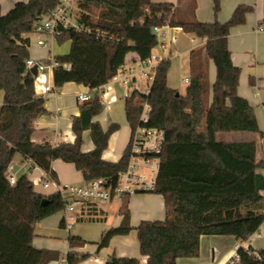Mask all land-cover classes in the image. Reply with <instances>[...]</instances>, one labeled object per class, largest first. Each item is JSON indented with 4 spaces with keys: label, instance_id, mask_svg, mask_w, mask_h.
<instances>
[{
    "label": "trees",
    "instance_id": "1",
    "mask_svg": "<svg viewBox=\"0 0 264 264\" xmlns=\"http://www.w3.org/2000/svg\"><path fill=\"white\" fill-rule=\"evenodd\" d=\"M58 1H20L4 15L0 13V264H48L59 258L55 251L34 247L32 240L34 227L63 211L65 198L59 192L37 194L27 174L11 184L6 172L16 154L39 167L46 181L57 182L51 165L57 158L75 164L86 182L105 178L115 185L127 168L128 144L118 161L102 159L110 135L119 127L110 123L104 131L94 121L103 110L98 89L112 80L127 54L145 59L152 53V27L166 22L172 5L152 0H81V7L91 14L82 16L91 32L63 29L56 37L58 43L71 41L67 54L55 55L56 61L69 63L71 68H54L52 81L56 87L71 81L83 84L91 97L72 119L73 143L37 144L32 141L34 122L45 111V99L35 94L33 76L24 64L30 56L27 35L34 31L40 16L52 11ZM212 2L216 16L220 0ZM251 12L252 5L239 4L227 21L200 22L193 10L182 16L174 9L170 24L205 40L202 57L190 61L192 72L184 93L168 86L171 63L170 59L163 60L148 95L132 91L124 105L132 132L139 121L140 102L146 97L151 105L149 125L165 132L150 192L163 197L165 217L142 220L132 227L126 198L120 210L121 223L102 233L96 242L98 251L107 247L113 236L136 230L139 254L147 256L148 264H177V258L199 255V238L203 235L231 236L240 241L260 232L264 222V176L259 171L264 169V158H257L255 141L223 138L224 134L237 132L260 135L254 110L237 93L240 68L231 61L227 45L230 30L244 24ZM96 33L114 34L120 41L102 42ZM208 59L215 65L216 79L211 89ZM85 131L90 132L94 147L89 152H83L81 147ZM61 223L65 226L64 219ZM67 241V264H79L90 257L75 251L85 244L82 238L70 235ZM253 251L251 246L248 251L237 249L240 259L236 264H264V250L255 251L259 258ZM116 260L111 254L105 264H116Z\"/></svg>",
    "mask_w": 264,
    "mask_h": 264
},
{
    "label": "crops",
    "instance_id": "2",
    "mask_svg": "<svg viewBox=\"0 0 264 264\" xmlns=\"http://www.w3.org/2000/svg\"><path fill=\"white\" fill-rule=\"evenodd\" d=\"M20 1L27 2V0H0L1 15H4ZM152 1L175 4V9H178L182 16L193 10L196 19L200 22H212L213 20L224 22L231 17L237 5L253 6V12L247 16L246 22L234 26L230 30L227 45L230 50L231 61L240 68L237 93L244 97L254 110L260 130V135L251 134L246 140L255 141L258 144L257 158L262 160L264 158V142H262L264 138V0H220L216 16L212 10V0ZM185 34L192 35L179 31L177 33L178 41ZM196 40L198 41L197 45L190 50L200 49V56L202 57L205 40L198 38ZM28 50L30 52L29 57L35 60H47L50 54L53 56L67 54L70 51V45L59 47L54 40L51 53L46 49L36 48L34 44L30 45ZM136 56L135 53H129L126 55L125 60L127 61ZM206 62L207 78L211 89L216 79L215 65L210 59ZM51 83L54 85L53 81ZM54 88V91L50 93L39 95L36 93L37 96H42L45 99V111L34 122L32 136L34 143L48 142L52 145H57L60 142L73 143L75 135L71 131L72 119L79 114L80 106L83 103L78 101L76 95L86 92L88 88L83 84L72 81L61 87L54 85ZM123 91V85L115 81H110L99 89L100 98L103 99L105 105L100 115L94 117V121H97L104 131L110 123H116L119 127L117 131L110 135L106 149L102 153V159L105 161H118L129 141L128 136L131 130L124 113L125 99H122ZM82 139L83 152H89L94 148L89 131L83 133ZM51 165L56 174L57 182L51 181L47 187L43 186L47 182L43 178V171L32 165L20 154H16L8 164L6 177L12 176L16 179L20 175L27 174L29 181L33 183L34 192L41 196L55 194L58 192L59 187L85 182L82 171L77 169L75 164L57 158V160L51 162ZM262 192L264 196V190ZM127 209L130 212V225L132 227L138 226L142 220H163L165 217L163 197L150 192L131 195L128 198ZM103 211L105 213L104 218L77 221L89 223L75 222L69 229L61 225L64 214L63 211H59L43 219L34 227L32 244L36 248L48 249L59 254L57 260L49 261L48 264H66L64 263L65 256L70 251L67 239L70 235L79 236L85 241V244L77 246L75 251L90 255L89 258L79 262V264H105L111 254L116 256V264H143L145 255L139 254L136 230H132L125 236H113L109 240L108 246L98 251L96 242L100 239L102 233L108 230L109 227L118 226L123 219V215L116 212L117 210L113 207L103 206ZM246 241L254 251L264 250V222L261 231L257 235L249 237ZM199 243L200 252L197 257L177 258V264H226L236 252L235 244L237 241L231 236L203 235L199 238Z\"/></svg>",
    "mask_w": 264,
    "mask_h": 264
},
{
    "label": "built area",
    "instance_id": "3",
    "mask_svg": "<svg viewBox=\"0 0 264 264\" xmlns=\"http://www.w3.org/2000/svg\"><path fill=\"white\" fill-rule=\"evenodd\" d=\"M175 4L169 8L168 19L161 25H154L152 32L155 37V44L152 53L145 59H140L138 56L124 60L116 75L111 81L118 82L124 87L122 97L128 98L132 91H139L144 96H147L156 69L160 62L169 60L173 51H177V33L181 30L178 26L170 24V19L173 15ZM91 16L81 7V0H59L52 11L44 13L40 16L35 24L34 34H38L35 38L34 45L38 49H46L51 53L52 42L61 35L63 29H73L79 32H91V29L85 24L82 16ZM28 48L30 46V36ZM96 37L102 42L118 43V38L110 33H96ZM26 69L36 67V75L33 76L35 94H45L54 91V85L51 83L53 79V71L56 67H63L70 70L69 63H60L55 60V55H49L47 60H35L28 57L24 61ZM184 81H189L188 77ZM100 89V88H99ZM98 89V90H99ZM91 97L89 88L84 93H79L76 98L80 102H87ZM101 104L105 102L101 98ZM140 116L137 126L130 133L128 146L129 157L127 168L118 176L117 183L114 185L110 180L98 178L84 182L83 184H70L64 187H59L58 192L65 198L66 205L63 209L64 227L69 229L75 222L81 220L102 219L105 217L103 206L113 207L118 213H121V207L124 200L136 193L151 192L154 188L156 174L159 169L158 155L163 149L165 142V132L156 126L149 125L151 119V105L145 97L141 102ZM2 104H0L1 106ZM264 142V138L262 139ZM261 174L264 176V169ZM11 184L15 183V178L8 177ZM51 181L43 184L47 187ZM57 192V193H58ZM107 215V214H106ZM243 247L248 251V242L246 240L237 241L235 250ZM250 252V251H249ZM256 258L259 254L255 251L251 252ZM236 252L226 262V264H236L239 261ZM144 263L148 264L147 256L143 258ZM64 263H66L64 261ZM67 264V263H66Z\"/></svg>",
    "mask_w": 264,
    "mask_h": 264
},
{
    "label": "rangeland",
    "instance_id": "4",
    "mask_svg": "<svg viewBox=\"0 0 264 264\" xmlns=\"http://www.w3.org/2000/svg\"><path fill=\"white\" fill-rule=\"evenodd\" d=\"M38 34L31 33L30 36V45L32 46L35 43V38L37 37ZM55 44H57L59 47H67V45H70V41H64L62 43H58L56 38ZM198 41L196 40V37L192 35H182L179 41L177 42V51H173V54L178 52L177 55H172L170 57V69L167 74V79H168V86L172 87L174 89H177L180 94L184 93V90L187 85V81H184V77L189 76L190 73L192 72V68L190 65L191 60H197L200 56V49L196 48L194 51H191L190 49L194 46H196ZM124 99V97L122 98ZM2 92H0V104H2ZM251 134L248 133H229V134H224L223 138L228 140V141H234V140H246L248 137H250ZM130 137V132L129 136ZM221 136L218 137V140H220ZM129 139V138H128ZM77 223H89V222H77ZM261 231V229H260ZM258 232L255 234L257 235ZM254 235V236H255Z\"/></svg>",
    "mask_w": 264,
    "mask_h": 264
},
{
    "label": "water",
    "instance_id": "5",
    "mask_svg": "<svg viewBox=\"0 0 264 264\" xmlns=\"http://www.w3.org/2000/svg\"><path fill=\"white\" fill-rule=\"evenodd\" d=\"M30 73L33 75V76H35L36 75V67H32L31 69H30ZM46 202V199H44L43 200V203H45Z\"/></svg>",
    "mask_w": 264,
    "mask_h": 264
}]
</instances>
